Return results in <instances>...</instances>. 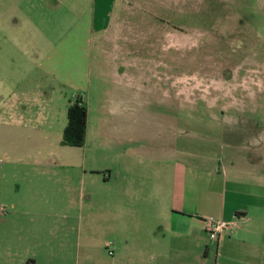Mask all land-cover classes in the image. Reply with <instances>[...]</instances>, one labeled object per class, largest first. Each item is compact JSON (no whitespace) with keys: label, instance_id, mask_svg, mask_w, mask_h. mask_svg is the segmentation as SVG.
Returning a JSON list of instances; mask_svg holds the SVG:
<instances>
[{"label":"rangeland","instance_id":"1","mask_svg":"<svg viewBox=\"0 0 264 264\" xmlns=\"http://www.w3.org/2000/svg\"><path fill=\"white\" fill-rule=\"evenodd\" d=\"M61 1L59 8L57 4L30 9L38 24L30 32L46 35L50 41L40 37L39 48L29 51V64L32 67L45 57L47 64L72 63L80 69L60 74L79 87L73 91L59 89L50 79L43 82L62 124H66L63 107L72 93L78 91L86 105L85 141L72 152L84 163V182L76 183L72 196L60 192L63 185L58 183L53 185L58 193L46 202L25 198L26 209L1 202L0 264H145L149 244L141 250V261L133 251L123 255L116 250L126 237L130 246L134 243L136 221L144 220L116 214L112 204L118 194L116 179L131 177L133 172L143 179L152 173L160 176L159 167L164 164L165 172L175 180L176 192L183 177H206L219 166L226 171L233 161H242L226 152L241 143L234 140L242 135L236 132L241 122L233 115L264 113V0H123L116 42L119 61L130 63L134 50V62L139 61L142 71L141 116L135 122L108 116L111 83L101 81L88 67V58L78 50L74 55L70 45L74 17L84 14L92 3ZM6 9L4 15L12 16L10 6ZM60 36L67 37L64 43L69 52L57 58L52 49ZM75 44L84 47L79 38ZM242 130L246 134L244 125ZM129 162L141 165L126 169ZM83 170H78L77 180ZM107 173L110 184L106 187L100 176ZM19 178L14 174L11 181ZM150 226L142 224L147 230ZM208 248L214 252L211 244ZM206 263L213 264V260Z\"/></svg>","mask_w":264,"mask_h":264},{"label":"crops","instance_id":"2","mask_svg":"<svg viewBox=\"0 0 264 264\" xmlns=\"http://www.w3.org/2000/svg\"><path fill=\"white\" fill-rule=\"evenodd\" d=\"M90 2L89 10L74 17L70 45L75 48L74 55L78 50L88 58V67L95 70L101 81L111 83L112 89L107 91L108 116L133 118L135 122L141 116L142 71L139 61L134 62V50L130 53V63L119 61L116 42L119 19L124 12L123 0ZM57 4L59 8L63 2L0 0V203L18 210L26 209L25 198L46 202L58 190L69 196L76 194V183L83 185L82 176L86 173L84 163L72 156L76 147L60 144L66 124L56 119L53 100L43 82L50 79L59 84V89L73 91L79 87L68 76L60 74L76 73L80 69L72 63L47 64L43 61L45 57L34 61L32 67L29 64V51L39 48L40 37L50 41L46 35L30 32L38 26L29 14L30 9ZM9 6L12 16L3 13ZM78 38L84 42V47L76 46ZM65 41L67 37L60 36L54 42L55 57L61 58L69 52ZM74 93L64 104L65 115L70 101L77 96L82 99L78 91ZM169 99L173 104L174 97ZM87 115L86 109V120ZM233 116L241 122L236 132L242 135L234 140L240 139L243 144L231 146L226 153L233 160L242 161H233L228 170L223 171L219 166L206 177H183L176 192L175 180L165 172L164 164L159 167L160 176L152 173L149 179L138 176V172H133L131 177L118 176V194L112 199L116 214L134 221L144 217L136 221L134 243L130 246L126 237L121 247L116 244L118 252L124 255L133 251L141 261V250L149 244L145 264H207L208 259H212L213 264H264V113L250 116L245 112ZM240 153L247 155L241 157ZM140 165L129 162L124 166L135 169ZM79 169L83 172L77 180ZM14 174L21 178L11 181ZM100 177L101 184L109 186L110 173ZM58 183L63 187L57 190L53 185ZM49 185L51 187L46 188ZM16 195L23 196L14 199ZM106 202L110 204V199ZM108 207L106 205V210ZM106 212L110 214V210ZM205 217L225 221L230 228L211 241ZM145 223L151 224L148 230L142 228ZM141 232L146 235L141 236ZM209 244L214 247L213 253Z\"/></svg>","mask_w":264,"mask_h":264},{"label":"trees","instance_id":"3","mask_svg":"<svg viewBox=\"0 0 264 264\" xmlns=\"http://www.w3.org/2000/svg\"><path fill=\"white\" fill-rule=\"evenodd\" d=\"M86 105L77 96L66 108V125L61 134L62 146L80 148L85 141Z\"/></svg>","mask_w":264,"mask_h":264},{"label":"built area","instance_id":"4","mask_svg":"<svg viewBox=\"0 0 264 264\" xmlns=\"http://www.w3.org/2000/svg\"><path fill=\"white\" fill-rule=\"evenodd\" d=\"M206 225V232L211 241L217 240L218 236L229 230L230 224L222 220H214L211 218H204Z\"/></svg>","mask_w":264,"mask_h":264}]
</instances>
